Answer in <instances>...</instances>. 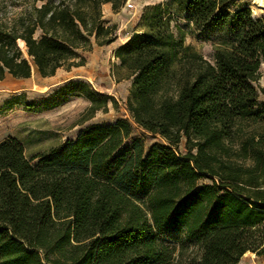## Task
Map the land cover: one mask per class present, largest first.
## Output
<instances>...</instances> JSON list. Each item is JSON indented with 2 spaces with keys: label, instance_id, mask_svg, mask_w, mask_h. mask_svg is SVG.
<instances>
[{
  "label": "trees",
  "instance_id": "trees-1",
  "mask_svg": "<svg viewBox=\"0 0 264 264\" xmlns=\"http://www.w3.org/2000/svg\"><path fill=\"white\" fill-rule=\"evenodd\" d=\"M36 1L0 20V81L85 66L92 39H117L102 7L126 2ZM172 2L194 28L224 29L227 39L211 63L185 44L168 6L155 5L141 33L115 51L133 78V124L165 143L146 154L137 138L120 155L133 133L125 119L32 158L18 140L1 142L0 264H174L159 236L176 229L202 250L188 264L264 256V17L234 0ZM72 92L108 99L84 83Z\"/></svg>",
  "mask_w": 264,
  "mask_h": 264
},
{
  "label": "rangeland",
  "instance_id": "rangeland-1",
  "mask_svg": "<svg viewBox=\"0 0 264 264\" xmlns=\"http://www.w3.org/2000/svg\"><path fill=\"white\" fill-rule=\"evenodd\" d=\"M234 1L237 7L249 8L254 18L264 17V9L258 8L255 0ZM128 3L133 4L134 8L128 9ZM41 5L42 2L36 0H0V20L12 18L32 6ZM155 5L168 6L173 14L172 24L175 30L177 27L184 35L185 44L211 63L215 62L216 47L227 39L225 30L194 28L190 17L178 13L172 0H126L116 12L111 4H106L102 7L103 21L108 26L116 27L117 39L104 46L92 39L90 51L81 52V56L86 59L85 66H65L49 78H42L36 68L35 71L32 68L29 79L18 80L7 76L0 81V143L14 138L22 144L26 156L32 158L75 142L92 127L114 125L120 119L133 124L126 108L133 81L131 72L125 67L115 66L118 59L114 53L133 34L141 33L144 29L143 16L148 8ZM22 52L26 57V52ZM80 83L108 99L95 98L92 101L80 93L72 92ZM259 86L264 89V64ZM261 101L264 102L263 96ZM137 138L143 140L146 154L153 144L165 143L160 136L150 134L133 124V133L125 141L119 154L129 153ZM179 151L181 154L186 152L185 140L180 144ZM200 184L211 182L203 179ZM159 240L173 250L174 264H188L201 257V248L186 240L183 229L161 234ZM244 259L245 264H264V256L258 257L253 253H248Z\"/></svg>",
  "mask_w": 264,
  "mask_h": 264
},
{
  "label": "crops",
  "instance_id": "crops-1",
  "mask_svg": "<svg viewBox=\"0 0 264 264\" xmlns=\"http://www.w3.org/2000/svg\"><path fill=\"white\" fill-rule=\"evenodd\" d=\"M125 43V42H124ZM123 43V44H124ZM122 45V44H121ZM121 45H119V46H121ZM119 46L116 48V50L119 48ZM115 50V51H116ZM115 66L116 67H120L121 65H120V62H119V60H116V62H115ZM131 80H133V78L131 77ZM131 84H132V82H131ZM243 260H244V262H245V259H244V257H243V259L241 260V262L239 263V264H245L244 262H243Z\"/></svg>",
  "mask_w": 264,
  "mask_h": 264
},
{
  "label": "bare ground",
  "instance_id": "bare-ground-1",
  "mask_svg": "<svg viewBox=\"0 0 264 264\" xmlns=\"http://www.w3.org/2000/svg\"><path fill=\"white\" fill-rule=\"evenodd\" d=\"M255 3L258 8L264 9V0H255Z\"/></svg>",
  "mask_w": 264,
  "mask_h": 264
},
{
  "label": "built area",
  "instance_id": "built-area-1",
  "mask_svg": "<svg viewBox=\"0 0 264 264\" xmlns=\"http://www.w3.org/2000/svg\"><path fill=\"white\" fill-rule=\"evenodd\" d=\"M127 8H128V9H133V8H134V5L131 4V3H128V4H127Z\"/></svg>",
  "mask_w": 264,
  "mask_h": 264
},
{
  "label": "water",
  "instance_id": "water-1",
  "mask_svg": "<svg viewBox=\"0 0 264 264\" xmlns=\"http://www.w3.org/2000/svg\"><path fill=\"white\" fill-rule=\"evenodd\" d=\"M22 50V49H21ZM23 51V50H22ZM26 57L25 58H27L28 59V55H27V53H26V55H25Z\"/></svg>",
  "mask_w": 264,
  "mask_h": 264
}]
</instances>
